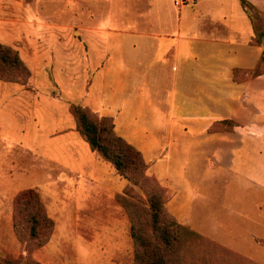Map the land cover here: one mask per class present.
Returning <instances> with one entry per match:
<instances>
[{
    "label": "crops",
    "instance_id": "1",
    "mask_svg": "<svg viewBox=\"0 0 264 264\" xmlns=\"http://www.w3.org/2000/svg\"><path fill=\"white\" fill-rule=\"evenodd\" d=\"M246 1L264 13V0ZM148 2L144 16L131 22L119 23L115 15L114 28L128 23L130 30L114 32L130 36L106 35L111 49H70L66 80L94 85L83 106L110 117L115 132L141 152L146 175L165 190L172 216L224 249L263 264L253 252L264 248V71L254 74L264 36L255 42L240 0ZM40 76L43 70L41 81ZM11 85L0 81V119L4 112L26 118L27 110H38L48 124L45 138L53 139V152L65 159L49 158L51 185L43 190L33 185L35 178L47 179L34 159V176L14 182L0 161V234L3 222L10 228L19 190L12 193L11 187L18 182L37 187L53 220L49 202L59 212L63 201L82 202L77 184L65 182L68 176H81L96 203L109 202L126 187L113 166L81 139L55 91L47 95L33 84H27L30 89Z\"/></svg>",
    "mask_w": 264,
    "mask_h": 264
},
{
    "label": "rangeland",
    "instance_id": "2",
    "mask_svg": "<svg viewBox=\"0 0 264 264\" xmlns=\"http://www.w3.org/2000/svg\"><path fill=\"white\" fill-rule=\"evenodd\" d=\"M162 1L171 6L173 4L172 0ZM147 3L149 4L148 0H0V44L15 50L29 73L28 77L23 79L24 83H5L25 86V89H30L27 84H33L47 95H50L53 90L59 97L60 107L66 104L68 114L71 115L69 106L71 104L85 105L84 94L94 88V85L90 83L87 86L82 80L76 82L66 80L65 57L70 49L73 48L79 52L83 50L102 52L104 46L108 50L111 49L108 48L111 39L109 43H104L103 38L106 35L111 38L130 36L129 33L114 32V29L130 30L128 23L127 26L118 25L120 27L114 28V18L119 16L116 18L119 23L131 22L132 18L144 16ZM262 15V21H264V13ZM108 18L111 19V23ZM30 70L33 73L32 76ZM40 70H43L44 76H40L43 82L38 77ZM13 75L23 76L19 70H13ZM78 76L80 75L76 77ZM94 113L99 116L96 112ZM41 115L36 109L27 110L26 118H17L14 115L10 117L6 112L2 114L0 161L7 164L11 182H14V178L34 176V160L38 162L39 167L44 169V176L47 179L36 182L34 177L33 185L43 190L51 185L49 158L51 160L65 159V157L60 156L58 152H53V139L45 138L43 132L46 128L44 127L48 124L46 118ZM9 120L13 122L11 127L4 124ZM37 126L40 127L39 130ZM26 149L29 152L25 151ZM123 180L127 183L125 179ZM30 181L32 182V179ZM65 182L77 184L76 198L82 202L65 203L63 201L60 207L61 212L49 202L50 211L55 215L54 220L52 219L55 231L44 246L29 253L32 260L41 264H134L135 252L140 248L141 243L137 235L142 234L150 238L152 243L155 242L151 237L150 211L143 190L141 192L135 188L137 200L132 198V201L129 200V203L123 206L119 200L115 199V196L109 202L90 201L86 192L88 187L85 186L81 176L75 180L68 176ZM16 184L15 188L11 187V192L19 189L13 195V200L22 189L33 188L37 191V187H26L23 182ZM62 189L65 193V184ZM48 190H44L46 196H50ZM122 191L118 193L122 194ZM37 192L39 194V191ZM165 218L166 224L167 221L173 220L167 214ZM2 225L0 264H5L11 258L20 259V256L24 260L27 253L12 229V206L10 228L5 225V222ZM172 229H175V232L178 230L175 227ZM184 233L174 239L170 246L160 247L157 251L164 256L167 264H259L254 259H246L244 256L237 258L235 252L218 250L210 243L208 236L202 235L205 239H201L198 236L194 237L191 233ZM150 249H152L151 245L146 250L150 251ZM253 253L254 258L264 264V248L259 247ZM23 260L20 259L22 262Z\"/></svg>",
    "mask_w": 264,
    "mask_h": 264
},
{
    "label": "trees",
    "instance_id": "3",
    "mask_svg": "<svg viewBox=\"0 0 264 264\" xmlns=\"http://www.w3.org/2000/svg\"><path fill=\"white\" fill-rule=\"evenodd\" d=\"M240 2L251 21L255 33V42L260 43L264 36L263 13L246 0H240ZM13 70H19L23 76H14ZM262 71H264V51L259 68L254 71V74ZM28 74V70L18 57L17 52L9 46L0 44V80L24 83L23 79L27 78ZM69 112L74 121L75 130L81 139L102 160L110 163L117 174L127 181V186L123 189L122 194H115V199L119 200L121 205L126 206V203H129V200L132 201V198L137 200L135 188L141 192L144 191V197L150 211L151 237L155 242L152 243L150 238H146L142 234L137 235V239L141 243L139 251L135 252L134 264H167L164 256L157 251L160 247L170 246L174 239L184 232V234L191 233L194 237L198 236L205 239L194 229L181 224L168 212L165 206L167 199L165 190L153 177L146 175L147 165L143 155L136 147L115 132L110 117H99L89 108L78 104H71ZM166 214L173 218L172 221L169 219L170 223L167 221V224L165 223ZM162 217L163 220H161ZM172 227L178 229L177 232ZM12 229L17 240L26 251L27 257L23 260L20 256L23 262L19 258H11L5 264H41L32 260L29 253L44 246L49 241L53 231V220L48 215L40 195L35 189H22L15 195L12 204ZM210 243L218 250L228 251L211 240ZM150 245L152 249L147 251L146 249ZM235 255L237 258L239 257L238 254Z\"/></svg>",
    "mask_w": 264,
    "mask_h": 264
},
{
    "label": "built area",
    "instance_id": "4",
    "mask_svg": "<svg viewBox=\"0 0 264 264\" xmlns=\"http://www.w3.org/2000/svg\"><path fill=\"white\" fill-rule=\"evenodd\" d=\"M177 5L189 4L191 0H173Z\"/></svg>",
    "mask_w": 264,
    "mask_h": 264
},
{
    "label": "water",
    "instance_id": "5",
    "mask_svg": "<svg viewBox=\"0 0 264 264\" xmlns=\"http://www.w3.org/2000/svg\"><path fill=\"white\" fill-rule=\"evenodd\" d=\"M261 46L264 48V38H262Z\"/></svg>",
    "mask_w": 264,
    "mask_h": 264
}]
</instances>
